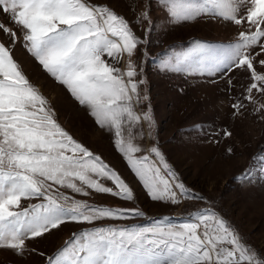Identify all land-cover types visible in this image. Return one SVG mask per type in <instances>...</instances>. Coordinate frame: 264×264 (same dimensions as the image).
Here are the masks:
<instances>
[{"label":"snow or ice","instance_id":"obj_1","mask_svg":"<svg viewBox=\"0 0 264 264\" xmlns=\"http://www.w3.org/2000/svg\"><path fill=\"white\" fill-rule=\"evenodd\" d=\"M159 3L173 21L208 16L241 29L225 44L194 41L187 50L162 59L160 70L224 74L230 95L235 84L228 74L244 73L248 82L232 97L233 114L243 115L251 105L253 114L264 119V0ZM0 13L15 25L0 23L9 40L0 41V249L23 255L29 241L66 222L145 216L139 209L75 198L95 193L130 202L135 197L121 174L59 123L50 100L15 59L20 44L111 134L115 150L152 201L204 202L180 223L164 216L143 226H100L73 233L51 254L39 253L45 264H264V251L250 246L205 197L185 186L158 144L145 148L138 143L153 139L150 107L136 110L148 95L146 90L141 94L143 67L138 71L133 57L146 41L135 35L125 17L90 0H0ZM148 18L145 10L136 22ZM122 62L124 67L118 66ZM222 134L231 136L227 130ZM254 159L261 161L258 178L264 180V155ZM255 178L251 168L240 176L249 182Z\"/></svg>","mask_w":264,"mask_h":264},{"label":"rangeland","instance_id":"obj_2","mask_svg":"<svg viewBox=\"0 0 264 264\" xmlns=\"http://www.w3.org/2000/svg\"><path fill=\"white\" fill-rule=\"evenodd\" d=\"M90 2L107 4L130 22L135 35L146 41L133 57L137 70L141 65L143 67L145 84L141 86V94L146 90L148 95V100L142 101L136 110L143 112L150 107L153 139L139 140L138 143L145 148L158 144L185 186L205 197L206 202L218 210L250 246L264 251V180L258 178L261 161L254 159L264 155V119L253 114L251 105L243 115H234L231 107L232 97L239 95L241 85L248 82L246 74L236 71L228 74L235 84L230 95L224 74L160 70L162 59L173 52L187 50L194 41L225 44L235 40L241 29L230 22L208 16L173 21L159 0ZM145 10H148V20L140 19L137 23V18ZM0 23L15 28L3 13H0ZM0 41L9 43L2 30ZM145 51L147 55H142ZM14 56L31 82L50 100L59 123L121 174L133 189L135 197L130 202L95 193L88 197L76 195L75 198L98 206L139 209L145 216L104 219L93 224L66 222L51 234L29 241L28 251L23 255L0 249V264H45L44 257L39 253L51 254L73 233L100 226H143L164 216L170 217L173 223H180L187 220L188 213L204 206V202L195 200H185L177 205L152 201L115 150L111 134L97 126L87 110L44 72L22 45H16ZM118 66L124 67V62ZM143 127L147 132V127ZM225 130L231 132L230 137L222 134ZM247 168L257 173V178L251 182L240 179Z\"/></svg>","mask_w":264,"mask_h":264}]
</instances>
